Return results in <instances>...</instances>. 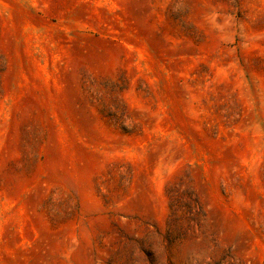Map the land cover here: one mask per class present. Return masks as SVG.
<instances>
[{
  "label": "rangeland",
  "instance_id": "1",
  "mask_svg": "<svg viewBox=\"0 0 264 264\" xmlns=\"http://www.w3.org/2000/svg\"><path fill=\"white\" fill-rule=\"evenodd\" d=\"M0 264H264V0H0Z\"/></svg>",
  "mask_w": 264,
  "mask_h": 264
}]
</instances>
